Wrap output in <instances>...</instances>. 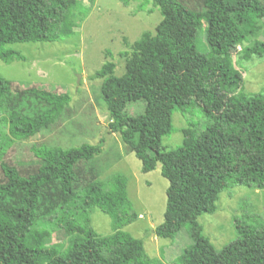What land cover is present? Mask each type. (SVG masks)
<instances>
[{
	"label": "trees",
	"instance_id": "trees-1",
	"mask_svg": "<svg viewBox=\"0 0 264 264\" xmlns=\"http://www.w3.org/2000/svg\"><path fill=\"white\" fill-rule=\"evenodd\" d=\"M154 3L162 20L154 33L143 32L130 51L120 53L123 74L115 76L112 61L96 73L102 79L110 130L135 152L144 171L161 163L169 186L164 221L154 232L174 238L187 226L193 239L177 264H264V226L238 225V238L217 251L198 221L216 210L220 193L231 186L264 191V93L244 91V75L232 52L242 46L243 58L264 56V0H203V19L179 0ZM87 12L82 0H0V60L26 59L12 47L16 43L64 40ZM202 20L207 52L198 45ZM10 86L0 77V264H164L147 254L142 240L123 230L137 217L124 175L93 178L80 190L73 186L78 163L100 154L101 142L69 149L34 145L41 164L29 175L3 160L16 141L50 129L71 102L67 93L30 87L27 92L49 105L30 116L5 102ZM140 100L145 112L126 114L127 104ZM192 101L203 107L207 126L167 150L162 142L174 128L172 112L184 111ZM53 183L60 203L37 219L42 190ZM93 207L112 218L111 234L94 230ZM57 231L69 238L64 249L47 245Z\"/></svg>",
	"mask_w": 264,
	"mask_h": 264
},
{
	"label": "rangeland",
	"instance_id": "rangeland-1",
	"mask_svg": "<svg viewBox=\"0 0 264 264\" xmlns=\"http://www.w3.org/2000/svg\"><path fill=\"white\" fill-rule=\"evenodd\" d=\"M88 7L85 19L74 27V34L57 42H24L13 44L25 60L10 63L0 60V77L11 84L5 102L30 116L37 115L49 105L34 94L30 87H40L58 93H67L71 102L62 116L46 131L28 141H16L6 152L4 161L16 166L22 174L36 172L41 160L32 147L57 145L64 149L84 143H102V152L91 160L78 163L75 189L80 190L93 178H106L120 173L127 179L128 196L137 217L123 227L142 240L147 254L164 264L175 260L184 249L193 244L188 227L183 226L174 238L156 236L154 228L163 223L167 204L169 181L161 173V163L150 171L143 170L142 161L124 143L119 133L109 126L102 79L97 71L108 61L116 64L114 74L121 76L125 61L121 52L130 51V45L145 31L155 32L162 14L154 0H82ZM128 2V3H127ZM203 19V0H179ZM205 23L198 39L201 51L209 47L205 39ZM242 46L232 48L236 67L244 75L243 88L247 94L264 93V56L254 54L243 58ZM144 100L129 102L126 114L137 116L145 112ZM173 131L163 139L167 150L181 146L188 134L207 126L203 107L192 101L184 111L172 112ZM193 129V130H191ZM4 174L0 167V181ZM60 190L56 183L42 190L37 219L48 215L59 205ZM91 225L101 236L113 232L112 218L97 207L90 212ZM202 232L217 251L238 238V225L264 226V191L243 185H234L219 195L216 210L198 217ZM68 236L53 233L47 245L67 247Z\"/></svg>",
	"mask_w": 264,
	"mask_h": 264
}]
</instances>
